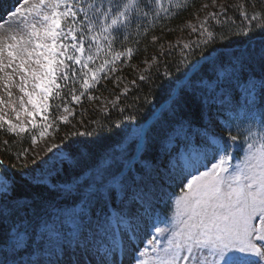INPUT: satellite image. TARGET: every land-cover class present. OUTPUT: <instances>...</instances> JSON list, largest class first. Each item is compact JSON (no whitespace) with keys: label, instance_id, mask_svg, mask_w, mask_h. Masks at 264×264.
Masks as SVG:
<instances>
[{"label":"snow or ice","instance_id":"1","mask_svg":"<svg viewBox=\"0 0 264 264\" xmlns=\"http://www.w3.org/2000/svg\"><path fill=\"white\" fill-rule=\"evenodd\" d=\"M185 7L180 0H23L0 35V71L6 89L20 75V109L12 112L16 120L26 115L30 128L0 115V129L38 130L37 144L57 120L68 122L66 96L79 103L105 68L131 58V47L115 50L129 39L120 40V29ZM229 7L242 18L236 34L264 33V0L220 4L190 25L200 39L183 44L179 74L145 98L142 117L138 108L123 116V127L115 122L118 139L100 152L70 142L58 164L44 168L48 160L34 158L27 172H0V264H264V43L221 50L230 47L228 32L209 25L223 23ZM171 76L166 67L163 77ZM56 99L61 104L50 103ZM61 105L68 115L59 114ZM53 107L58 115L48 123ZM257 122L259 132L247 126ZM241 139L246 154L233 167L230 149ZM207 164L198 175L185 171ZM145 236L149 247L140 243Z\"/></svg>","mask_w":264,"mask_h":264},{"label":"trees","instance_id":"2","mask_svg":"<svg viewBox=\"0 0 264 264\" xmlns=\"http://www.w3.org/2000/svg\"><path fill=\"white\" fill-rule=\"evenodd\" d=\"M248 2L250 3L251 0ZM236 3L237 0H218L217 5L210 8L211 0H190L185 8L178 9L176 14L170 18H159L148 26L143 25L137 30L130 29L129 39L122 48L131 47L133 49L131 59L113 79L107 80L98 90H95L94 96L104 97L99 103L88 102L85 98L79 110H75L70 122L58 125V141L63 146L73 142L72 146L75 148H81L86 142L94 151L100 152L112 140L118 139L115 135V122L120 121V126L123 127L128 122L123 120V116L136 114L138 108L140 115L137 119H140L150 107V105H145L144 108H140L145 98L153 100L161 92L162 86L166 87L167 81L179 74L176 71V65L181 58L183 44H195L200 39L199 33L192 32L190 25L199 26L200 21L208 17L206 16L208 11L212 8L217 9L220 4L235 5ZM204 4H208L209 8L204 9ZM241 19L235 7H229L226 14L221 13L223 23L217 24L211 21L209 27L217 35L220 34V30L228 32L227 39L231 42L230 47L243 45L247 39H252L254 48L246 46L235 51L258 50L259 45L264 43V33L256 31L249 36L236 34L239 30L235 25H239ZM225 42L218 40V43ZM211 47L215 45L210 46L208 50H211ZM199 56L201 53L197 51L195 55L190 56V59L195 61ZM153 59H155V64L152 63ZM166 67L171 71V77H163ZM186 67V65H181L180 70L184 71ZM141 75L148 78L141 80ZM122 88L125 89L123 93H121ZM113 96L119 98L115 106L109 101ZM102 104H107L109 108L107 112L101 108ZM121 109L124 110L123 113ZM28 146L22 139L0 129V157L4 159L10 175L18 174L26 169L25 156ZM21 153L23 154L18 159L17 156Z\"/></svg>","mask_w":264,"mask_h":264},{"label":"rangeland","instance_id":"3","mask_svg":"<svg viewBox=\"0 0 264 264\" xmlns=\"http://www.w3.org/2000/svg\"><path fill=\"white\" fill-rule=\"evenodd\" d=\"M214 7V6H210ZM209 8V7H207ZM214 9L212 8L211 10L208 11L209 12H213ZM219 11V10H217ZM206 14V16L208 15ZM205 16V17H206ZM17 18H10L9 22H12L13 20H17ZM8 22V23H9ZM8 23H6L5 25H3V23L1 25H3V28H0V35L4 34V30L8 27ZM7 72L11 73V69H7ZM4 75L5 72L4 71H0V113L1 115H7V110L5 108H2L3 105H9V100L11 98H13V96H17V104L15 108H17L18 110L20 109V97L23 95L20 90L18 85L21 83L20 81V75L19 74H14L13 75V81L12 83L9 85V88L6 89L5 88V79H4ZM9 90L11 91V96L9 95ZM29 90H31V88L29 87ZM25 98V97H24ZM116 97H111L110 101H114L116 100ZM102 109H106L107 105L106 104H102ZM21 120V119H20ZM18 120V121H20ZM13 123L14 120H12ZM59 140L57 135H47L45 136L43 139H39L38 143L35 145H31L28 149H27V155L25 156V163H26V169L23 170V172H27L28 169L30 168H34L35 165L32 163L33 159L35 158L36 162L38 163L40 160L42 159H47L48 160V165H44V168H47L49 165L51 164H58V161H60L65 155H67V152L65 150H63L59 144ZM51 148L52 151L48 152L47 149ZM1 172V171H0ZM36 175H40V172L37 171Z\"/></svg>","mask_w":264,"mask_h":264}]
</instances>
